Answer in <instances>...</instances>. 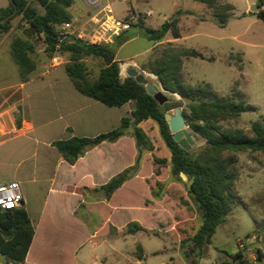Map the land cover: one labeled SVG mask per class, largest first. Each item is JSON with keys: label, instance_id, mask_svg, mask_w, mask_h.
Returning <instances> with one entry per match:
<instances>
[{"label": "crops", "instance_id": "1", "mask_svg": "<svg viewBox=\"0 0 264 264\" xmlns=\"http://www.w3.org/2000/svg\"><path fill=\"white\" fill-rule=\"evenodd\" d=\"M167 2L163 0L161 4ZM171 2L170 18L178 11L192 13L182 15L180 22L195 15L189 0ZM248 2L251 7L257 0ZM7 6L8 0L0 8ZM249 7L242 15L260 19L258 11L248 13ZM152 14L149 10L142 15L149 18ZM184 38L182 35L175 43L187 48ZM188 49L204 54L206 47ZM238 53L242 55L239 70L250 64L257 76L264 79V50L251 44L246 51ZM65 63L63 57H55L48 69L27 82H21L18 75L9 88L17 87L20 95L5 96L6 103L0 108V184L11 181L20 184L23 208L34 230L22 264H128V253L134 258L138 245L146 254L139 240L144 236L149 238L145 233L171 220V229L179 223L169 201L173 196L168 184L163 186L167 180H160L154 172L156 165L162 166L154 163V154L163 143L160 141L154 145V151L145 152L135 174L106 197L101 187L136 165L138 148L132 129L114 142L89 147L73 164L64 160L53 143L95 138L111 132L121 126L124 118L133 120L135 103L107 107L81 95L68 78ZM242 93L260 111L258 117H264L262 107L253 103L251 95L243 89ZM139 127L148 137L157 128L152 121H145ZM160 183L161 188L156 189ZM157 191L160 197L154 196ZM132 223L143 230L128 234L126 227Z\"/></svg>", "mask_w": 264, "mask_h": 264}, {"label": "trees", "instance_id": "2", "mask_svg": "<svg viewBox=\"0 0 264 264\" xmlns=\"http://www.w3.org/2000/svg\"><path fill=\"white\" fill-rule=\"evenodd\" d=\"M39 8L27 0H8L6 8H0V21L15 9L16 14L4 22H0V33H8L11 21L21 16V21L38 37L43 38L45 51L52 58L56 53L69 54L64 65L65 72L74 88L83 96L96 100L107 107H121L133 101L135 110L131 118H124L119 128L95 138H72L58 140L54 147L65 161L73 164L92 146L102 142H114L132 129V136L138 148L136 165L112 178L101 187L109 197L126 180L135 174L141 157L145 152L154 151V146L147 134L139 127L145 121H152L158 127L163 146L154 154V163L169 166L173 176L181 180L180 173L188 179L187 191L198 205L202 221L191 238V245L203 250L212 243L216 228L222 224L233 210L237 194L234 187L238 179L235 167V154L243 151L264 153V118L251 124V136L243 130L224 128L221 122L237 119L245 112H256L258 109L245 100L233 101L213 97L211 92L201 87L195 88L187 84L181 77L182 59L186 57L205 59L203 53L195 49H171L160 59L150 60L144 66L159 81L162 90L176 94L186 100L189 112L182 109L187 126L192 133L205 141V147L196 155L184 151L173 139V134L165 120V114L178 107L182 102L170 106L159 104L148 95L145 87L126 77L121 80L120 62L116 59L117 48L133 37L127 32L117 36L112 45L92 44L81 39L75 42L60 40V27L71 23V8L75 0H35ZM213 11V21L219 27H225L232 16L234 6L229 3L219 4L218 0H195ZM264 0H257L258 17L264 22ZM41 9V10H40ZM191 15V12L178 11L165 21L158 29L145 25L139 18L137 27L143 36L152 42L161 41L168 33L174 38L181 37L180 17ZM140 17V16H139ZM36 45L30 38L15 37L10 43V56L17 66L19 79L27 82L37 74V63L32 55ZM92 57L103 61L97 79H91L84 64V59ZM211 61V60H210ZM151 81V80H150ZM206 100H198V97ZM161 187V184H158ZM160 197V191L154 192ZM137 223L126 227L128 234L142 231ZM34 230L24 210L0 211V255L11 264H22L32 243ZM259 257L264 254L259 252ZM230 261L224 264H254L244 259L241 252L227 254Z\"/></svg>", "mask_w": 264, "mask_h": 264}, {"label": "rangeland", "instance_id": "3", "mask_svg": "<svg viewBox=\"0 0 264 264\" xmlns=\"http://www.w3.org/2000/svg\"><path fill=\"white\" fill-rule=\"evenodd\" d=\"M27 1L39 8L35 0ZM161 1L163 0L138 3L136 0H102V6L95 7L89 0H75L71 8L72 26L68 33L88 43L112 45L117 36L127 32L133 37L132 40L130 39L116 51V59L120 62L121 80L127 77L126 73L129 69L144 74L147 79V75L151 74L144 68L148 61L162 58L166 51L173 48H184L175 43L177 38L171 33L159 42H152L146 39L137 27L139 18L146 26L154 29H158L170 18L171 0L170 2L165 0L168 1L165 5H162ZM229 1L235 9L228 24L219 27L213 21L211 9L195 0H189V7L195 11V15L187 16L179 22L181 37L182 35L185 37L183 44L187 49L206 47L205 59L183 58L180 74L187 84L210 91V99L215 96L220 99L246 101V96L242 93L243 89L251 95V101L259 104L264 110V79L257 76L256 70L250 64L246 63L243 71H240L242 55L238 53L246 51L251 44L264 50V22L253 15H242L249 7V0ZM6 3L7 0H0V7ZM218 3L225 4L224 0ZM109 10L111 13H108ZM149 10H152L153 14L148 18L144 15ZM249 12L256 13L257 8L250 11L249 7ZM108 15L114 20L107 19ZM105 22L117 34L108 32L105 35H98L96 31ZM114 22H127L128 28L118 31L114 28ZM15 37L30 38L34 41L36 51L32 57L37 63V73L48 69L50 64L54 63L55 57H63V61L66 62L69 59L67 53H56L50 58L45 51L43 38L33 35L30 28L21 21V16L13 19L10 31L0 33V108L6 103L5 96L20 95L17 87L9 88L18 76L17 66L10 56V43ZM83 61L89 77L93 80L97 79L104 65L103 61L92 57H87ZM147 82L162 90L157 78L152 82L147 79ZM162 91L168 97L167 104L172 106L182 102V109L189 112L186 100H182L176 94ZM198 100H206V98L199 95ZM168 112L173 114L174 109ZM258 113H260L258 110L245 112L237 119L221 122V125L224 128L243 130L246 135L251 136V124L264 118L260 115L258 117ZM187 131L194 138V145L189 152L196 155L205 147V141L192 133L188 126ZM148 138L153 146L161 141L158 127L151 131ZM235 158V167L238 171V179L234 187L237 194L236 204L226 220L216 228L212 243L201 251L191 245V238L198 230L202 216L198 205L188 194V179L179 180L172 175L170 167L156 165L154 172L159 175L160 180H167L163 186L168 184V190L173 196L169 201L173 205L174 217L179 223L171 229V220L161 224L153 232L145 233L149 238L144 236L139 240L146 254L138 245L134 258L128 253V264H224L230 261L227 254L237 252H241L248 262L264 264V258L259 257V252L264 254V153L243 151L235 154ZM160 188L157 186L156 189ZM138 259L141 260L137 261ZM0 264L11 263L0 255Z\"/></svg>", "mask_w": 264, "mask_h": 264}, {"label": "water", "instance_id": "4", "mask_svg": "<svg viewBox=\"0 0 264 264\" xmlns=\"http://www.w3.org/2000/svg\"><path fill=\"white\" fill-rule=\"evenodd\" d=\"M256 5L250 7V11L255 10ZM252 12H249L251 14ZM16 14V9L7 17L3 18L0 22H4L7 19L13 17ZM61 41L67 42H75L76 39L73 35L60 36ZM127 77L133 78L135 82L139 85L145 87V90L148 95L152 96L153 99L159 104V106H163L168 102V97L164 94L162 90H158L157 87L148 83L146 76L144 74L139 73L134 69L127 70ZM165 120L169 126L170 132L173 134L174 141L186 152H189L194 145V138L187 131L186 120L182 114V108L178 107L174 109V113L167 112L165 114ZM180 176L183 180H186V176L184 173H180Z\"/></svg>", "mask_w": 264, "mask_h": 264}, {"label": "built area", "instance_id": "5", "mask_svg": "<svg viewBox=\"0 0 264 264\" xmlns=\"http://www.w3.org/2000/svg\"><path fill=\"white\" fill-rule=\"evenodd\" d=\"M90 4L95 7H101L102 6V0H89ZM107 8V7H106ZM108 13H111V10L108 11ZM110 19L113 17L109 16L107 19ZM114 28L118 29H127L128 23L123 22H114ZM71 23H64L62 25V32L60 33L61 36H67L70 35L68 31L71 29ZM118 27V28H117ZM122 27V28H120ZM113 28H110L109 24L107 22L103 23L99 30L96 31L98 35L106 34L108 32H113L114 34L117 32L112 30ZM98 44V43H95ZM24 206V197L21 191L20 184L17 181H11L6 183L0 184V211H6V210H15V209H21Z\"/></svg>", "mask_w": 264, "mask_h": 264}, {"label": "bare ground", "instance_id": "6", "mask_svg": "<svg viewBox=\"0 0 264 264\" xmlns=\"http://www.w3.org/2000/svg\"><path fill=\"white\" fill-rule=\"evenodd\" d=\"M147 79L151 80V82H152L154 79H156V77L151 75V74H148Z\"/></svg>", "mask_w": 264, "mask_h": 264}]
</instances>
